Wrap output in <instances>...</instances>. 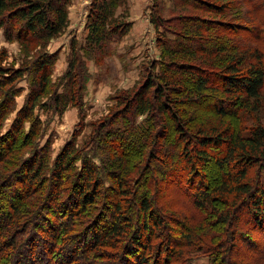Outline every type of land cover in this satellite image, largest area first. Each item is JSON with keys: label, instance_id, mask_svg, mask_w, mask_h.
<instances>
[{"label": "trees", "instance_id": "obj_1", "mask_svg": "<svg viewBox=\"0 0 264 264\" xmlns=\"http://www.w3.org/2000/svg\"><path fill=\"white\" fill-rule=\"evenodd\" d=\"M126 1H91L84 43L71 40L59 82L51 77L57 52L45 49L16 69L0 65V85H10L2 88L0 128L20 90L14 80L24 69L34 74L26 103L0 135V165L17 144L38 137L42 122L34 110L50 88L44 107L62 113L74 105L83 114L86 58L101 61L128 33L131 22L115 14ZM178 1L208 15L187 13L167 25L156 3L151 21L160 59L93 123L95 147L80 149L71 139L51 162L48 138L23 156L16 181L13 171L0 180V264H189L198 249L208 264H264V247L257 246L264 237V126L247 128L239 115L261 98L264 48L254 43L264 42V31L227 20L224 0ZM70 2L0 0V27L8 41L45 45L68 27ZM246 2L254 9L246 12L264 24V0ZM212 158L222 176L208 186L202 167ZM161 176L191 198L202 223L179 227L171 202L157 206ZM244 244L253 248L241 250Z\"/></svg>", "mask_w": 264, "mask_h": 264}, {"label": "rangeland", "instance_id": "obj_2", "mask_svg": "<svg viewBox=\"0 0 264 264\" xmlns=\"http://www.w3.org/2000/svg\"><path fill=\"white\" fill-rule=\"evenodd\" d=\"M92 0H71L69 5V23L68 27L62 34L52 38L47 44L31 43L29 47L21 45L20 42L13 40L8 41L4 35L3 28L0 27V65L2 68H19L23 64L35 63L37 57L46 49L50 52H57V58L52 67V82H57L65 73L70 54V43L72 39L77 40V44H83L87 34L86 24L88 13ZM173 0H127L126 3L120 5L115 14L118 20L123 22H131V27L121 40L116 43H111L108 55L104 56L101 61H96L92 58H86L87 67L91 73V78L87 84V90L84 94V104L82 107L83 114H80V109L77 106L69 105L62 113L53 112L44 107L43 102L48 101V96L55 88H50L47 96H43L42 101L35 107L34 117L41 119V129L38 131V137H27L26 142L30 140L31 144L21 145L13 149V154L8 162H3L0 165V180L6 174L13 171L12 179L16 181L17 174L20 172V163L23 156L33 153L36 146L40 148L44 145L48 138L51 139L49 154L51 162L56 158L67 141L73 139L78 148L95 147L96 141L91 133L94 129V124L100 122L111 111L118 107L121 96L126 91H131L138 87L139 82L143 79V71L155 59H160L161 47L159 45V32L151 21V15L155 10L156 3L157 13L165 19L167 25L172 24V20L176 17H181L184 14H206L208 13L195 7H188L181 1L172 2ZM218 2V0H212ZM223 0H219L222 2ZM229 4L227 20L242 22L248 24L252 28L264 31V24H259L250 15L249 11L254 10L246 0H224ZM175 4V5H174ZM162 9H161V8ZM159 31H165L163 26H159ZM168 36H173L167 32ZM263 37V36H261ZM254 43V42H253ZM259 49L264 48V42H255ZM34 74L29 69H24L21 77L16 78L13 83V88L20 89L15 97L14 109L8 114L2 122L0 135L5 133L11 126L13 119L25 103L30 90V84ZM59 82V81H58ZM56 86V85H55ZM10 85H0V101L6 97L3 89H8ZM62 85L58 90H61ZM208 107V103L204 102ZM249 108L245 106L240 108L239 115H243L242 124L247 128H251L254 124H262L264 126V87L261 98L258 103H248ZM26 131L30 129V122L24 123ZM248 130V129H247ZM247 133V132H244ZM22 138V137H21ZM34 145V146H33ZM9 158V157H8ZM96 159V158H95ZM205 182L208 186H212L222 176L221 172L215 165L214 158L208 161L202 167ZM252 173V172H251ZM137 177V176H136ZM165 177L161 176L159 181L161 188L156 192L157 206L164 209L166 201L171 202L174 213L179 219V227H184V223L190 226H197L203 221V213L196 210L192 204L191 198H187L185 194H178L175 181H165ZM26 180V179H25ZM159 180V178H158ZM14 181V182H15ZM216 182V183H217ZM16 184V183H15ZM11 188H6L7 199L11 195ZM190 200V201H189ZM4 198L0 197V209L2 210ZM126 203V202H125ZM110 204V201H108ZM156 204V203H155ZM168 204V203H167ZM166 204V205H167ZM98 209V208H97ZM176 209V210H175ZM181 220V221H180ZM257 246L264 247V237L257 241ZM241 250L252 249L248 244L241 245ZM189 264H208L210 257L205 249H198L191 254Z\"/></svg>", "mask_w": 264, "mask_h": 264}]
</instances>
